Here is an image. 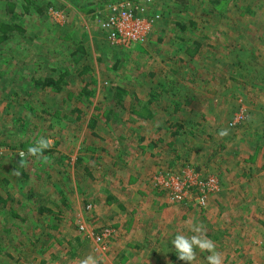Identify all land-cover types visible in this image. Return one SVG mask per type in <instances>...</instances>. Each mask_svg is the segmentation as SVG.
<instances>
[{"label":"rangeland","instance_id":"374dc122","mask_svg":"<svg viewBox=\"0 0 264 264\" xmlns=\"http://www.w3.org/2000/svg\"><path fill=\"white\" fill-rule=\"evenodd\" d=\"M64 5L49 8L46 17L21 18L24 33L1 45L0 195L10 201L0 209V264H80L88 255L101 264H187L171 241L178 233L197 235L196 224L219 234L217 243L212 239L219 248L227 230L243 231L244 238L237 234L230 242V263L260 264L264 207L230 202L225 189L239 168L250 169L230 160L231 145L253 141L264 127V0H155L143 12L158 16L147 39L128 50L109 45L95 15ZM98 12L102 21L105 12ZM78 40L84 55L76 50ZM194 42L200 50L189 58L185 49ZM85 65L91 68L86 77L97 80L90 97L79 92ZM62 72L69 85L61 92L32 88V79ZM114 85L127 91L124 110L113 107L106 119ZM152 91L159 93L149 104L154 117L138 120L129 111ZM238 110L241 124L230 128ZM179 126L181 135L172 136ZM223 130L227 135H219ZM41 137L52 141L49 156L28 155ZM246 146L245 157L253 152ZM189 172L214 176L219 190L203 204H196L199 190L193 187L173 200L163 182L169 176L190 180ZM250 176L241 175L247 177L241 185H259L261 178ZM39 206L51 213L39 215ZM80 224L90 232L80 231ZM101 228L112 231L105 252L90 236ZM206 260L196 251L194 261Z\"/></svg>","mask_w":264,"mask_h":264},{"label":"trees","instance_id":"16d2710c","mask_svg":"<svg viewBox=\"0 0 264 264\" xmlns=\"http://www.w3.org/2000/svg\"><path fill=\"white\" fill-rule=\"evenodd\" d=\"M52 1L55 0H0V3L2 4V9L0 10V50L1 45L9 40V38L12 36L13 33H24V28L22 27V24L20 23L21 18H24L26 15H37L40 18L46 17L48 14V9H59L63 8L65 5L64 3L72 5L78 12L84 13V14H93L96 17V21L100 26V19L97 17V14L99 13L98 10H103L106 6H108L112 2H119L123 0H103V2L95 1V0H63L64 2H61L58 6L54 5ZM217 2V1H216ZM63 3V4H62ZM75 4V5H74ZM176 26L179 27L180 30L185 29L184 24H178L175 23ZM103 32V30L101 29ZM104 37L105 33L103 32ZM179 39L182 41L183 37L179 36ZM76 50L81 52L82 55H84V44L83 41H76L75 43ZM208 46V45H207ZM187 50V51H186ZM200 50V43L194 42L192 47H187L185 49L186 56L187 57H193L197 52ZM91 68L88 65H85L81 68V70L78 72V75L81 77V81L83 82V85L80 89V94H82L85 97H90L94 94L93 87L96 84L95 77L90 74V77H86V73L90 71ZM66 73L62 72L57 77L52 76H45L42 78H34L31 81V85L33 89H40V90H49L55 93H59L63 90L64 87H67L69 84L65 80ZM113 89V100L111 101L112 107L107 111L106 113V119L110 117V114L113 113V107H120L123 109V98L127 94L126 89L119 85H114L112 87ZM159 96V93H152L149 95V98L146 102H138L136 107H132L130 109V113L134 115L138 120H150L154 117L153 111L149 108V104L155 100ZM23 100V97L19 99V102ZM174 111L177 110V108L173 109ZM233 116H231L230 120ZM91 123V124H90ZM95 123V121L90 120L89 124L87 125L89 128ZM229 123V122H228ZM176 125L172 126L173 128ZM181 129V126L178 127V131H173L170 134L172 136L181 135L179 133V130ZM2 145V144H1ZM0 145V146H1ZM5 146V145H2ZM1 146V147H2ZM21 147H25L24 144L21 145ZM22 153V152H20ZM19 153V154H20ZM51 153L50 150L46 149L42 153L38 155H34L37 158L42 157H48ZM133 182V181H132ZM131 182V183H132ZM111 200V196L108 195L106 197L107 203H109ZM8 201H10V196H2L0 195V209H3L7 206ZM36 212L41 215L43 213H51L50 209L45 208L44 206H39L36 209ZM13 218H20V215H17L15 212H11ZM55 220V219H54ZM102 228L99 229L94 235H98L101 232ZM112 235L109 237L107 242L110 240Z\"/></svg>","mask_w":264,"mask_h":264},{"label":"built area","instance_id":"2783aa9c","mask_svg":"<svg viewBox=\"0 0 264 264\" xmlns=\"http://www.w3.org/2000/svg\"><path fill=\"white\" fill-rule=\"evenodd\" d=\"M154 2L155 0H141L135 5L123 1L112 2L103 10H101V12H105V16L104 19L100 21V26L105 33V39L109 45L113 48L128 50L133 45L144 42L147 39L158 16L149 17L143 12H145L147 7H151L152 3L154 4ZM240 110L235 112L232 119L229 121L228 126L230 128H236V126L241 124L243 117ZM3 152V148L0 147V156L3 154ZM189 175L193 176L190 180H178L169 176L166 179L167 183L163 182L164 186H166L167 189L171 191L170 194L173 200H181L186 196L185 192L187 193V191L184 192L182 189L185 190V188L193 187L194 189L199 190L198 194L196 192V204H200L201 201V204H203L206 195L215 193L219 190V185L214 176L200 178L198 175L195 176V173L193 172H189ZM177 181L179 184H177ZM168 182L171 184L172 188L176 185L174 189L169 187ZM201 192H205L203 197L201 196ZM78 228L82 232H90L85 224H80ZM111 234L112 231L109 228H103L98 235H94L93 233L90 236L93 243L98 246V250L105 252L107 240ZM261 264H264V252L261 258Z\"/></svg>","mask_w":264,"mask_h":264},{"label":"crops","instance_id":"0c3cea01","mask_svg":"<svg viewBox=\"0 0 264 264\" xmlns=\"http://www.w3.org/2000/svg\"><path fill=\"white\" fill-rule=\"evenodd\" d=\"M259 128H260V126H259ZM262 128L264 129V127H262ZM262 128H260V130L258 131V134L256 135V137L254 138L253 141L244 140V141L240 142L239 145H237L236 143H233L231 145V146H233V148H232V152L230 153V157H231L230 160H234L235 159V162L237 161V159L242 160L250 168V169H244V170L239 168V170L236 173L239 176H238V178L235 179L236 180L235 183L229 184L228 186H226V189H225V191H226L225 196L227 195V197H225V199L226 200H230V202L234 200L237 203V205H239V206H244V205L247 206L248 205V207H249L250 205H249L248 202L249 201H253V202H257V204L260 207H264V183L261 182V181L264 182V130ZM248 142L252 145L253 152L250 155L245 157V155H247L245 153V151H249L250 150L246 146V143H248ZM241 145L244 146V148L242 150L243 152H241ZM262 158H263V160H262ZM232 169L234 170V166H233ZM249 172L251 174L250 179H252L253 177H258V176L261 178L259 185H256V184L247 185V186L241 185L243 183L247 184L246 182H247V177H248ZM241 175H246L247 177L242 178ZM240 185L243 186V187L240 188ZM230 193H231V195L236 193V196L234 194L233 196L230 197L229 196ZM237 195H240L241 196L240 198H242V199L239 200V199L235 198V197H237ZM210 198H211L210 206H212L215 196H212ZM212 198H213V200H212ZM250 198H251V200H249ZM119 202H120V204L118 206H123V203H121V201H119ZM168 209L174 211L173 207H170ZM206 218H207V220L210 223H214L215 222V219H213L212 216L210 217L208 215V216H206ZM210 218H212V219H210ZM165 222L166 223H170L171 221H170V219H166ZM242 232L243 231H230V230H227L228 235H226V233L224 234V237L227 239V240H225V243L227 244V250L225 249L226 247H225V243L224 242H223L224 245L221 248H219V246H217L215 244L216 251H218V252H220L222 254L223 261H225V263H223V264H231L230 263L231 262V260H230L231 259L230 258L231 257L230 256V251L232 249H234V246L230 245L231 244L230 242L234 241L233 238L237 239V234H240L242 236V238H244ZM203 236H204V238H207V239H211V240L213 239L214 241H216V243H217V241H219V238H220L219 234L215 235L214 233H208L207 229H205V231L203 233ZM249 237H251V236L249 235ZM254 242H262V241H257L256 240ZM262 246L264 247V244H262ZM231 247H233V248H231ZM242 248H243V251H245L244 250L245 248L244 247H242ZM242 248H239V249H242ZM196 251H197V253H199V256L207 257L210 254V253H208L206 251H201L199 248H196L195 252ZM263 251L264 250L260 251L261 252V256L263 255ZM245 258H247V259L250 258L249 253H248L247 256H245ZM194 264H203V263L198 262V261H194ZM204 264H208V261L206 260ZM236 264H241V262L239 261V263H238V261H236ZM260 264H261V261H260Z\"/></svg>","mask_w":264,"mask_h":264},{"label":"clouds","instance_id":"9594fccd","mask_svg":"<svg viewBox=\"0 0 264 264\" xmlns=\"http://www.w3.org/2000/svg\"><path fill=\"white\" fill-rule=\"evenodd\" d=\"M219 135H227V130L221 131ZM51 146L52 141L50 139L41 137L34 146L28 148L27 154L38 155L44 150L50 148ZM19 155L23 157L25 153L22 152ZM192 231L194 233H197V235L186 237L178 233L176 234L175 238L171 241V244L174 246L178 259L186 261L187 264H191V262L194 261L196 257L195 249L199 248L201 251H206L210 253L206 257L208 264H223L222 254L216 251L215 243L210 239L201 238V234H203V232L205 231L203 224L193 225ZM80 264H101V260L100 258L95 257L93 255H88L80 261Z\"/></svg>","mask_w":264,"mask_h":264}]
</instances>
